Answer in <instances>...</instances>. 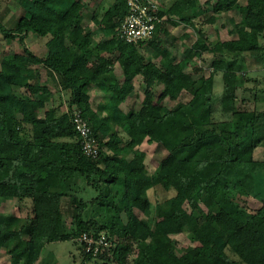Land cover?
Instances as JSON below:
<instances>
[{
	"label": "trees",
	"instance_id": "trees-1",
	"mask_svg": "<svg viewBox=\"0 0 264 264\" xmlns=\"http://www.w3.org/2000/svg\"><path fill=\"white\" fill-rule=\"evenodd\" d=\"M90 1L18 0L13 25L0 18L3 38L21 45L0 59V202L30 203L25 216L0 207V258L36 264L46 243L74 240L81 264H264V89L245 84L256 83L251 74L264 67V0H174L160 13L177 20L164 16L151 37L135 43L118 32L125 0H96L88 12ZM229 11L239 22L225 21L226 38L210 41L203 27ZM182 20L198 39L184 34L176 61L162 30ZM30 33L47 37L48 57L27 48ZM204 52L214 57L198 81L191 61ZM137 75L143 97L129 107ZM92 85L103 92L96 108ZM181 91L189 98L176 101ZM74 107L99 144L95 158L81 150ZM121 132L128 159L112 151V136ZM159 133L179 140L147 172L138 147ZM247 198L259 207L247 209ZM133 207L140 213L124 220ZM83 232H105L111 246L84 254L77 240Z\"/></svg>",
	"mask_w": 264,
	"mask_h": 264
},
{
	"label": "rangeland",
	"instance_id": "rangeland-1",
	"mask_svg": "<svg viewBox=\"0 0 264 264\" xmlns=\"http://www.w3.org/2000/svg\"><path fill=\"white\" fill-rule=\"evenodd\" d=\"M10 2L11 10H14L16 8L17 2L12 1V0H0V18L3 19L2 23L5 25V27H10L13 25V21L16 16H5L2 15V10L5 9V5ZM111 1V0H108ZM204 1V0H203ZM243 1V0H239ZM107 2V0H106ZM109 3V2H108ZM107 3V4H108ZM106 4V5H107ZM89 7V8H88ZM86 10L90 12L92 8L88 5ZM5 17H8L7 19ZM87 18V17H86ZM229 21L230 25H236L239 22L240 16L238 12L231 11V12H226L222 14L221 16H218L217 22L213 25H205L203 28L205 30L206 35L208 36L210 41H220L221 39L225 38V30L223 29L224 27L222 24L227 21ZM87 20V19H85ZM39 39H43L42 37L37 36ZM197 38V37H196ZM198 39V38H197ZM199 41H202L200 38ZM30 39H28L27 43H30ZM166 45L170 48H172V43L171 41H166ZM178 46V45H177ZM176 47V46H175ZM21 45L19 44L18 40H9L6 41L3 36L0 33V59H1V54L5 52L12 53L16 51L17 49H20ZM142 52L146 54L147 57L150 56L152 50L150 48H141ZM177 54L178 57H182V53L179 48L176 47L174 50ZM213 53L211 52H205L202 57H196L195 59L193 58L192 60V66L197 65L198 70L194 71L192 70V75L198 80L201 81L204 77H206L209 74L210 71V63L211 60L213 59ZM176 61H179V58L176 59ZM256 72V71H255ZM254 77L257 76L258 80L256 83L247 81L246 87H251L253 84H256L257 89H264V67H262V70H260L257 73L251 74ZM142 79V78H141ZM137 78V81H135L136 85L135 88L137 90L132 93V95L128 98V106H134L143 97L142 94V84ZM134 83V84H135ZM222 81L220 79V76H216V87H215V92L220 93L222 91ZM154 90H156L154 88ZM98 97V96H97ZM189 98V94L184 92H180L177 96L176 101H185ZM94 99V98H93ZM34 99H32L30 106L36 107L34 104ZM92 106L95 107V101L91 100ZM176 101H170L166 100V104L172 105L175 104ZM50 105V103H48ZM124 134L121 132L119 134L113 135L112 139L114 141V144L112 146V151L115 154H121L125 156L127 159L131 157V153H123L121 151V140L124 139ZM123 136V137H122ZM179 139L176 137H172L163 133L158 134V141L155 142H148L145 140L138 148L145 151V164H146V169L147 172H150L155 168L157 163L168 153L169 147L176 143ZM177 182L174 181V185L176 186ZM94 193V192H92ZM151 193V192H150ZM152 195V193H151ZM153 199V197H151ZM30 205L29 201H18V200H8V201H3L0 202V207L2 210L9 212V213H14L18 215L25 216L26 209ZM243 205L250 210H255L256 208L259 207L260 203L256 200H253L251 198L245 199L243 202ZM140 213V209L137 207L131 208L128 212H124L123 219L126 220L129 216L130 213ZM147 238L143 237L141 235V246L143 247L144 250H147ZM177 247L181 250L185 249L186 246L183 244L179 243L177 244ZM82 253L80 246L78 245L77 242L74 240H64V241H53L46 243L42 249L40 258L36 264H81L82 263ZM0 263L6 264L8 263V257L6 254L1 255L0 258ZM85 264H103V262L97 258H91L87 261H85Z\"/></svg>",
	"mask_w": 264,
	"mask_h": 264
},
{
	"label": "built area",
	"instance_id": "built-area-1",
	"mask_svg": "<svg viewBox=\"0 0 264 264\" xmlns=\"http://www.w3.org/2000/svg\"><path fill=\"white\" fill-rule=\"evenodd\" d=\"M125 4L127 11L118 29L120 37L129 43L151 37L156 25L164 19L160 13V4L156 0H125ZM71 120L78 134L82 152L86 156L97 157L100 151L99 144L79 108L72 109ZM77 240L82 243L83 253L92 256L98 255L111 246V240L105 232L95 236L83 232Z\"/></svg>",
	"mask_w": 264,
	"mask_h": 264
},
{
	"label": "crops",
	"instance_id": "crops-1",
	"mask_svg": "<svg viewBox=\"0 0 264 264\" xmlns=\"http://www.w3.org/2000/svg\"><path fill=\"white\" fill-rule=\"evenodd\" d=\"M13 1V0H12ZM17 2V5H16V8L14 10H11V6H10V2L7 3L5 5V9L2 10V15H5V16H18L19 13H20V8H19V3H18V0H14ZM160 6H161V9L163 10H166L168 9V7L171 5V3L174 1V0H156ZM201 4H204V2L206 0H199ZM213 1V0H212ZM90 8H92L90 10V12L97 6V1L96 0H91L90 2H88ZM89 8V7H88ZM231 12V11H229ZM192 15V11L191 10H188L186 12H184V16H190L191 17ZM165 17L167 16H170L171 19L173 20H177V18H175V15L172 14V13H165L164 14ZM8 17H5L6 19ZM15 17V18H16ZM189 17V18H190ZM227 20V19H226ZM196 21V20H195ZM227 23H229V21L227 20L226 21ZM225 30V38H226V29L223 28ZM163 34L165 36V39H167L168 41H171L172 43V48L173 49H170V52L175 55L176 59L179 58V60L182 58L178 57L176 53H174L176 47L180 49L181 53H183V50L184 48L187 46V44L185 43L186 42V39H183V35L184 34H189L191 35V37H194L195 40H197L196 38V34H195V31L194 29L189 26L187 24V20H182L178 25H171V24H166L164 25V28H163ZM205 31V30H204ZM208 37V36H207ZM97 38H100V34H97ZM224 38V39H225ZM28 39H30V43H27ZM224 39H221L220 41L224 40ZM25 44L27 46V48L37 57H40V58H46L49 56V50H48V45H47V37H43V39H39L37 37L36 34H33V33H30L26 38H25ZM178 45V46H177ZM176 46V47H175ZM143 49H145V45L143 46ZM205 53V52H204ZM203 53V54H204ZM203 54L201 55V57L203 56ZM197 57V56H196ZM195 57V58H196ZM194 58V59H195ZM193 60V59H192ZM191 64H192V61H191ZM117 65H115L116 67ZM117 68V67H116ZM116 76L120 77V71L116 69ZM43 73V76L45 75V72L42 71ZM137 78L139 80H141V84H142V79H141V76L140 75H137L135 78H134V83L135 81H137ZM136 83L134 84V87H135ZM143 86V84H142ZM143 88V87H142ZM137 90V88H135V91ZM103 95V92L101 90H98L95 86H91L90 87V90H89V99H90V102H92L91 100H94L95 101V107L92 106V103H91V106L92 108H96V105L97 103L99 102V100L101 99ZM98 96V97H97ZM94 98V99H93Z\"/></svg>",
	"mask_w": 264,
	"mask_h": 264
}]
</instances>
